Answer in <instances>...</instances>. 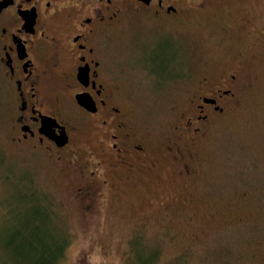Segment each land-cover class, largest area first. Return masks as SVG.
Segmentation results:
<instances>
[{"label":"rangeland","instance_id":"1","mask_svg":"<svg viewBox=\"0 0 264 264\" xmlns=\"http://www.w3.org/2000/svg\"><path fill=\"white\" fill-rule=\"evenodd\" d=\"M191 13L174 36L134 17L111 37L126 110L161 154L136 182L85 199L76 161L13 143L14 106L0 90V243L47 196L69 238L56 264H264V0H215ZM167 42L173 62L155 75L141 57ZM242 50L251 64L235 109L198 144L179 138L184 158L175 161L165 146L179 114L201 78L231 66ZM74 144L91 147L95 139ZM185 164L196 172L181 176Z\"/></svg>","mask_w":264,"mask_h":264},{"label":"flooded vegetation","instance_id":"2","mask_svg":"<svg viewBox=\"0 0 264 264\" xmlns=\"http://www.w3.org/2000/svg\"><path fill=\"white\" fill-rule=\"evenodd\" d=\"M213 1L0 0V90L14 106L13 143L76 161L84 182L78 191L85 199L136 182L145 170L153 172L161 154L126 110L121 69L113 64L112 34L138 17L173 29L167 35L174 36L175 29L188 26L191 12L203 13ZM159 53L144 51L141 57L155 75ZM250 64L242 50L231 66L201 78L173 126L174 139L165 146L175 161L184 158L179 138L198 144L235 109ZM74 139H95V144L85 147ZM195 172L185 164L179 174Z\"/></svg>","mask_w":264,"mask_h":264},{"label":"trees","instance_id":"3","mask_svg":"<svg viewBox=\"0 0 264 264\" xmlns=\"http://www.w3.org/2000/svg\"><path fill=\"white\" fill-rule=\"evenodd\" d=\"M159 52V70L168 72V63L172 64L174 59L173 50L161 47ZM27 193L30 194L32 202H37L34 196L36 193L40 194L38 190L30 186ZM53 212L47 196L42 203L38 201L33 204L31 218L25 220L18 228L3 234V242L0 243V264H56L69 244V238L57 228ZM51 224L55 226L49 228Z\"/></svg>","mask_w":264,"mask_h":264},{"label":"water","instance_id":"4","mask_svg":"<svg viewBox=\"0 0 264 264\" xmlns=\"http://www.w3.org/2000/svg\"><path fill=\"white\" fill-rule=\"evenodd\" d=\"M64 138V136H61V139H63Z\"/></svg>","mask_w":264,"mask_h":264}]
</instances>
